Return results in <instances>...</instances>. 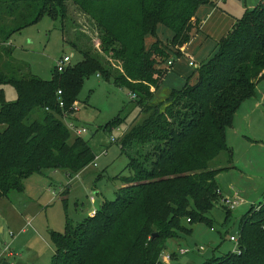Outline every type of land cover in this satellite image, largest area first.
I'll return each mask as SVG.
<instances>
[{"label": "trees", "instance_id": "trees-1", "mask_svg": "<svg viewBox=\"0 0 264 264\" xmlns=\"http://www.w3.org/2000/svg\"><path fill=\"white\" fill-rule=\"evenodd\" d=\"M67 3L89 19L101 50L119 64V71L74 41L68 43L82 60L62 73L53 67L49 81L22 74L9 59L13 34L44 16L63 22ZM209 4L211 0H0V87L10 86L16 94L9 102L0 89V201L22 192L23 181L42 170L70 176L96 159L88 143L73 138L62 120L65 114L74 123L73 103L84 78L96 74L126 90L141 117L123 135L127 175L117 176L121 187L116 198L104 200L80 223L66 221L63 233L51 232L49 264H161L168 242L189 234L186 223L210 225L204 215L222 196L216 176L230 169L211 163L223 152L232 159L225 131L264 79V0L215 42L213 56L184 78L181 88H168L159 98L173 57H182L200 33L198 9ZM158 26L172 34L165 43ZM147 36L154 38L148 48ZM124 120L119 115L108 126L116 128ZM237 236L234 252L205 264H264V204L241 219Z\"/></svg>", "mask_w": 264, "mask_h": 264}, {"label": "rangeland", "instance_id": "rangeland-1", "mask_svg": "<svg viewBox=\"0 0 264 264\" xmlns=\"http://www.w3.org/2000/svg\"><path fill=\"white\" fill-rule=\"evenodd\" d=\"M258 1L229 0L233 3L230 11L241 17L245 11L255 8ZM67 10L63 22L44 16L36 24L13 34L8 41L12 49L9 59L20 66L22 74L29 73L49 81L59 59H68L71 67L82 60L81 54L68 43L74 41L80 49L98 55L113 70L119 71V64L101 50L99 34L89 19L70 3H67ZM203 13L198 9L197 16L202 18ZM157 34L164 43L172 35L161 26ZM153 42L154 38L147 36L144 45L148 48ZM214 47L215 40L207 38L205 33L194 37L182 57H173L175 64L160 89L159 98L164 97L168 88H181L184 78L213 56ZM189 62L195 67L189 66ZM195 79L196 75L190 84ZM0 89L6 101L16 99L12 87L1 86ZM256 89L257 96L240 105L225 131L232 159L223 152L211 163V167L230 168L218 177V183L226 197L237 198L240 204L230 211L229 218L226 209L219 204L213 205L204 215L210 225L203 221L186 223L189 234L180 242L169 241L166 253H176L179 249L190 253L174 256L170 264H205L232 252L235 244L229 239L237 237L241 219L251 208L264 204V102L256 104L264 95V79ZM73 105L78 109L73 114L74 123L86 130L80 138L88 143L96 159L70 176L61 170H42L23 181L22 192H11L0 201V250L3 254L0 264H49L54 253L51 232L63 233L66 221L80 223L104 200L114 201L121 187L117 176L127 175L124 169L128 157L121 152L123 135L129 126L141 119L137 117L139 111L133 108L129 93L115 87L112 81L105 82L92 74L82 80ZM119 115L125 118L124 123L110 128L108 124ZM2 129L0 126V132ZM6 245L12 254L10 257L3 253Z\"/></svg>", "mask_w": 264, "mask_h": 264}, {"label": "crops", "instance_id": "crops-1", "mask_svg": "<svg viewBox=\"0 0 264 264\" xmlns=\"http://www.w3.org/2000/svg\"><path fill=\"white\" fill-rule=\"evenodd\" d=\"M211 2H212V4L203 5L199 8V10L201 9L202 12H205V13H203L205 15H203V14L201 15L203 19L198 17V16L197 17L202 21L200 33H205V36L207 38H212L216 42L227 32V30L232 26V24L236 20L240 19L244 14L240 17L236 13L237 16H239V17H237L236 15L233 14V12L231 13L230 8H231V5L233 3L232 4L229 3V0H227V1L223 0V2H221V0H220L221 3L217 0H211ZM240 10H242V9L240 8ZM257 93H258V91L256 89V96H257ZM262 102H264V95H263V98H261L260 100H258V102H256V104H262ZM226 172H228V171H226ZM223 174H225V172H222L216 176L217 183H218V177L223 175ZM218 185H219V188L221 190L220 193L223 194V196H224V191H223L222 186H220L219 183H218ZM89 214H91V213H89ZM2 250H4V249H2ZM3 253H6V256L10 257L8 252H3ZM0 257L1 258L3 257L1 250H0Z\"/></svg>", "mask_w": 264, "mask_h": 264}, {"label": "built area", "instance_id": "built-area-1", "mask_svg": "<svg viewBox=\"0 0 264 264\" xmlns=\"http://www.w3.org/2000/svg\"><path fill=\"white\" fill-rule=\"evenodd\" d=\"M189 66H193L195 67V64L189 62L188 63ZM167 65H171V61L167 62ZM70 66V63H69V60L68 59H59L57 61V64L55 65V69L58 73H62L64 72L68 67ZM98 77V76H97ZM60 94V91L57 92V95ZM131 97V100L134 99V96L133 95H130ZM58 106L59 108H63V102L58 100ZM78 111L77 109V106L76 105H73V112L76 113ZM63 123L64 125L66 126V128L71 132L72 135H74L75 137H80V135L82 133H84L86 130L84 128H79L75 123L71 122V121H68L66 119V115L64 114L63 115ZM112 142H114V139L111 140ZM103 153V152H102ZM221 198H220V201H219V205H221V207L223 206L225 209L227 210H233L235 207H237L240 202L237 198H228L226 197L225 195L223 196V194L220 193ZM92 200V198H91ZM94 213V211L92 212V214ZM187 222H189V220H187ZM232 243L235 244V248L232 252H234L237 247H238V236L237 237H230L229 239ZM199 251H202V248L199 249ZM3 252H8L9 255H11V253H9V246H5ZM189 252V250H185V249H179L177 250L176 253H173V255L175 256H184V255H187ZM172 260V256L171 254H168V253H164L162 254L161 256V264H170V261Z\"/></svg>", "mask_w": 264, "mask_h": 264}]
</instances>
